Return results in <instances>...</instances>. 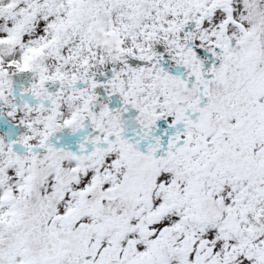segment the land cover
<instances>
[{"label": "snow or ice", "instance_id": "1", "mask_svg": "<svg viewBox=\"0 0 264 264\" xmlns=\"http://www.w3.org/2000/svg\"><path fill=\"white\" fill-rule=\"evenodd\" d=\"M0 264H264V0H0Z\"/></svg>", "mask_w": 264, "mask_h": 264}]
</instances>
